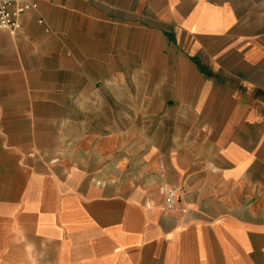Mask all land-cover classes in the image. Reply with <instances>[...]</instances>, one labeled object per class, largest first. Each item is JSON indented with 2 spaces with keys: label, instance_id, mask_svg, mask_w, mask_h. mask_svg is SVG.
Returning <instances> with one entry per match:
<instances>
[{
  "label": "crops",
  "instance_id": "0c3cea01",
  "mask_svg": "<svg viewBox=\"0 0 264 264\" xmlns=\"http://www.w3.org/2000/svg\"><path fill=\"white\" fill-rule=\"evenodd\" d=\"M27 1L0 264H264V0Z\"/></svg>",
  "mask_w": 264,
  "mask_h": 264
},
{
  "label": "built area",
  "instance_id": "2783aa9c",
  "mask_svg": "<svg viewBox=\"0 0 264 264\" xmlns=\"http://www.w3.org/2000/svg\"><path fill=\"white\" fill-rule=\"evenodd\" d=\"M36 7L27 0H0V30L16 32L20 29V17ZM164 203L169 212L177 211V198L173 189H164Z\"/></svg>",
  "mask_w": 264,
  "mask_h": 264
}]
</instances>
